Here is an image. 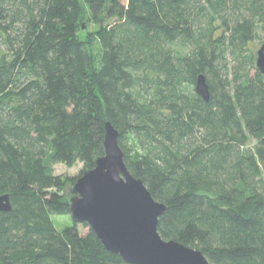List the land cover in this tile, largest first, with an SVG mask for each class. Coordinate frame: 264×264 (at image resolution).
Segmentation results:
<instances>
[{"label": "trees", "instance_id": "16d2710c", "mask_svg": "<svg viewBox=\"0 0 264 264\" xmlns=\"http://www.w3.org/2000/svg\"><path fill=\"white\" fill-rule=\"evenodd\" d=\"M261 35L264 0H0V264H130L52 219L76 183L54 167L93 170L107 119L165 241L264 264Z\"/></svg>", "mask_w": 264, "mask_h": 264}, {"label": "water", "instance_id": "95a60500", "mask_svg": "<svg viewBox=\"0 0 264 264\" xmlns=\"http://www.w3.org/2000/svg\"><path fill=\"white\" fill-rule=\"evenodd\" d=\"M256 66L264 74V45ZM196 92L209 101L204 75L198 78ZM105 131V155L66 192L73 221L88 224L108 251L130 264H210L201 251L161 237L159 221L167 207L153 198L142 179L131 174L120 146V132L108 119ZM11 209L9 196H1L0 211Z\"/></svg>", "mask_w": 264, "mask_h": 264}, {"label": "rangeland", "instance_id": "374dc122", "mask_svg": "<svg viewBox=\"0 0 264 264\" xmlns=\"http://www.w3.org/2000/svg\"><path fill=\"white\" fill-rule=\"evenodd\" d=\"M264 45V35H261V39L256 40L254 43L249 45V53L253 57L255 67L258 59V51L261 49V47ZM255 72V70H253ZM254 142L252 141L249 145V147L254 146ZM55 174L62 176L66 183L72 182V180H78L83 176L85 173V168L83 163H77L73 167H68L65 164H58L54 167ZM75 185V184H74ZM74 185L68 184L66 187V192H71ZM53 222L56 226V228L60 231H62L64 228L68 226H72L74 221L72 219V216H60V215H53L52 216ZM79 230L82 234H85L88 232V228L84 227V224H79Z\"/></svg>", "mask_w": 264, "mask_h": 264}]
</instances>
